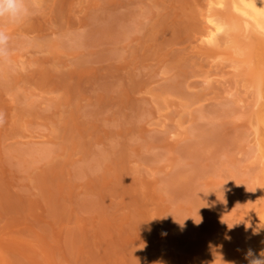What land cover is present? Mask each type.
<instances>
[{
    "label": "rangeland",
    "instance_id": "obj_1",
    "mask_svg": "<svg viewBox=\"0 0 264 264\" xmlns=\"http://www.w3.org/2000/svg\"><path fill=\"white\" fill-rule=\"evenodd\" d=\"M214 1L29 0L0 21V264L264 250V36Z\"/></svg>",
    "mask_w": 264,
    "mask_h": 264
},
{
    "label": "clouds",
    "instance_id": "obj_2",
    "mask_svg": "<svg viewBox=\"0 0 264 264\" xmlns=\"http://www.w3.org/2000/svg\"><path fill=\"white\" fill-rule=\"evenodd\" d=\"M31 11L29 0H0V21H7L10 24L20 23L31 14ZM10 40V34L0 27V62H10ZM4 122L5 114L0 112V125H3ZM256 231L258 232V230ZM254 234L256 233L254 232ZM245 259L248 264H264V250H261L257 256L252 249H248Z\"/></svg>",
    "mask_w": 264,
    "mask_h": 264
},
{
    "label": "bare ground",
    "instance_id": "obj_3",
    "mask_svg": "<svg viewBox=\"0 0 264 264\" xmlns=\"http://www.w3.org/2000/svg\"><path fill=\"white\" fill-rule=\"evenodd\" d=\"M228 1L229 0H217V2H214L216 6H223L228 3ZM230 6L243 16L242 18L244 19L247 27L252 26L256 29V31L260 32V34L264 36V0H230ZM209 18L210 28L205 33V43L208 42L207 44L214 45L219 44L222 39L221 36L226 33L228 29H226V25H223V23L221 24L215 21V19L213 20V17ZM257 82H259L258 86L262 88L261 82L258 80Z\"/></svg>",
    "mask_w": 264,
    "mask_h": 264
}]
</instances>
